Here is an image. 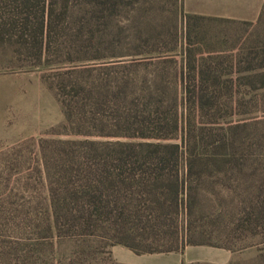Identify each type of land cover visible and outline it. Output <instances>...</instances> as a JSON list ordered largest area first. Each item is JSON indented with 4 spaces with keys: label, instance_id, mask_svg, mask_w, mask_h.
I'll list each match as a JSON object with an SVG mask.
<instances>
[{
    "label": "trees",
    "instance_id": "16d2710c",
    "mask_svg": "<svg viewBox=\"0 0 264 264\" xmlns=\"http://www.w3.org/2000/svg\"><path fill=\"white\" fill-rule=\"evenodd\" d=\"M57 2L0 0V49L13 34L30 36L29 50L37 52V62H49L53 27L72 4L83 13L78 17L71 11L70 38L55 42V50L63 51L68 62L99 58L108 46L104 35H97L109 27L104 20L118 11L120 0H62L61 14L55 12ZM257 48H250L240 62L264 67V46ZM89 68L77 65L58 73L65 133L81 137L58 142L64 156L48 186L46 229L77 247L58 264H92L98 251L114 245L136 254L182 251L204 243L237 250L238 241L228 229L210 234L202 229L205 220L215 225L218 218L204 214L199 191L211 164L238 166L248 153L246 143L238 141V123L219 118L233 96L231 80L223 81L213 71L179 73L181 119L164 73L112 77L103 67L88 80L81 75ZM251 77L245 78L252 82ZM244 224L264 228V203L250 201L229 226ZM249 244L247 239L239 247Z\"/></svg>",
    "mask_w": 264,
    "mask_h": 264
},
{
    "label": "rangeland",
    "instance_id": "374dc122",
    "mask_svg": "<svg viewBox=\"0 0 264 264\" xmlns=\"http://www.w3.org/2000/svg\"><path fill=\"white\" fill-rule=\"evenodd\" d=\"M62 4V0L56 3V14H61ZM70 7L53 27L54 43L63 44L70 38L71 11L78 17L83 13L78 11L81 7ZM104 21L109 27L97 36L104 35L108 47L93 60L65 61L67 55L55 50L53 43L50 61L40 64L37 52L29 50L30 36L22 39L13 34L3 40L0 264H58L77 248L72 242H60L46 229L50 176L64 156L58 142L81 138L65 133L64 109L56 93L58 73L77 65L90 67L81 75L88 80L105 71L103 67L112 77L164 73L167 88L179 105L184 97L179 73L202 70L222 75L221 80H231L228 85L233 96L219 118L224 123H238V141L246 143L248 151L238 166L211 164L206 183L199 187L204 214L218 218L215 225L205 220L202 229L208 234L228 229L235 241L242 242L237 243V250L204 243L187 245L182 251L136 254L114 245L98 251L92 264H264V228L229 226L250 201L264 203V77L252 76L264 73V67L256 61L250 65L240 62L250 48L264 46V19L252 22L185 15L177 0H120L118 11ZM182 113L180 105L181 119ZM184 221L185 212L181 215ZM247 239L251 244L240 248ZM119 246L124 249L117 253Z\"/></svg>",
    "mask_w": 264,
    "mask_h": 264
},
{
    "label": "crops",
    "instance_id": "0c3cea01",
    "mask_svg": "<svg viewBox=\"0 0 264 264\" xmlns=\"http://www.w3.org/2000/svg\"><path fill=\"white\" fill-rule=\"evenodd\" d=\"M177 3L185 15L252 22L264 15V0H177ZM118 248L117 253L124 249Z\"/></svg>",
    "mask_w": 264,
    "mask_h": 264
}]
</instances>
